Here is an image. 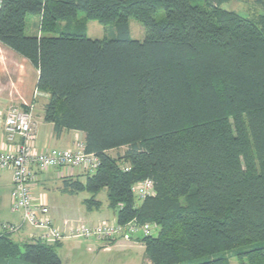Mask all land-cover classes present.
<instances>
[{
	"label": "trees",
	"instance_id": "obj_1",
	"mask_svg": "<svg viewBox=\"0 0 264 264\" xmlns=\"http://www.w3.org/2000/svg\"><path fill=\"white\" fill-rule=\"evenodd\" d=\"M195 1L0 0V44L37 69L55 136L83 133L99 160L63 190L88 193V210L105 190L118 225L156 227L139 234L145 263L229 264L221 254L236 251L239 264H264V0L250 17L223 9L230 0ZM88 21L116 34L91 39ZM146 179L154 195L137 201ZM11 235L0 233V264H61L59 242Z\"/></svg>",
	"mask_w": 264,
	"mask_h": 264
},
{
	"label": "crops",
	"instance_id": "obj_2",
	"mask_svg": "<svg viewBox=\"0 0 264 264\" xmlns=\"http://www.w3.org/2000/svg\"><path fill=\"white\" fill-rule=\"evenodd\" d=\"M30 20L32 29L30 34H32L36 32L39 18L32 17ZM37 77V69L28 60L0 44V151H16L23 143L18 135L9 139L5 131L7 113L11 108H17L31 114V127L34 136L32 146L37 151L51 148L66 149L70 148L76 140L84 141V134L77 131H66L59 136H55L53 124L44 120V107L49 96L47 93L36 89ZM85 175L86 173L81 172L72 174L63 169H51L36 173V179L32 183V196L48 207L50 218L61 229H64L63 223L65 221L80 222L88 226L102 222H116L115 212L109 208L107 200L106 208L111 210V213H105L103 218L95 216L102 208L101 202L98 210H88L84 204L86 199L81 200V205L79 207L75 206V209L67 205L65 199L61 205L64 204L67 208L58 205V199L55 195L66 199L77 195L65 192L63 182L78 180L83 183ZM11 191V171L0 172V222L21 225V214L11 211ZM69 202L71 201L69 200ZM39 234L38 230L22 224L19 231L11 235V239L21 245L37 240ZM139 236H133L131 239L117 236L109 243L84 239H64L55 246V250L61 264H107L103 260L101 262L100 259L113 252L116 254L129 253L133 245L141 248L144 255V247L139 242ZM92 255H95L94 259L93 257L88 258ZM107 260L108 258L105 261Z\"/></svg>",
	"mask_w": 264,
	"mask_h": 264
},
{
	"label": "built area",
	"instance_id": "obj_3",
	"mask_svg": "<svg viewBox=\"0 0 264 264\" xmlns=\"http://www.w3.org/2000/svg\"><path fill=\"white\" fill-rule=\"evenodd\" d=\"M1 5V2H0ZM6 133L9 139L18 135L23 143L16 151H0V172L12 173L11 211L21 214L22 224L38 230V239L45 244H55L64 239H84L107 242L117 236L131 239L135 235L148 236L156 229L153 224L138 225L132 221L124 226L116 222H102L88 226L80 222L65 221L64 229L54 224L48 207L32 196V183L37 172L63 169L69 173H94L99 160L94 154L85 152L84 142L76 140L70 148H51L37 151L32 146L34 136L31 127V114L11 108L6 117ZM132 193L137 201L154 195V184L150 179L133 185ZM21 224V225H22ZM21 225L0 222V233L14 234Z\"/></svg>",
	"mask_w": 264,
	"mask_h": 264
},
{
	"label": "rangeland",
	"instance_id": "obj_4",
	"mask_svg": "<svg viewBox=\"0 0 264 264\" xmlns=\"http://www.w3.org/2000/svg\"><path fill=\"white\" fill-rule=\"evenodd\" d=\"M195 4H203V0H196L194 2ZM222 8L228 11H233L236 12L237 14L244 16V17H250V16H255L256 14H261L262 10L258 7L255 6L254 0H230L228 3L222 5ZM83 14H79V17L81 18ZM162 16V12H159L156 14L155 18L159 19ZM33 16H28L27 17V34H30L32 32L31 29V20ZM129 25V31H130V37L135 40H142L144 37V29L142 25L135 21L134 19H129L128 21ZM86 33L87 36L91 39H104V38H110L113 35L116 34V28L114 25H109V26H102L96 21H88L86 23ZM125 151L124 148H121L119 150H114L110 152V155L112 157H116L118 155H122L123 152ZM84 173V172H81ZM55 197L58 199V205L63 208H67L63 205L64 199L72 209H75L76 207H79L81 204V200L84 199H89L90 195L86 192H82L80 194H77L75 196H72L71 198H60L61 196L55 195ZM59 197V198H58ZM69 200L71 202H69ZM95 200H98L99 202L102 203V208L100 211L97 212L98 217H105V213H111V210L106 208V192L105 190H101L97 196L95 197ZM95 212V211H92ZM10 213V211H8ZM157 234V229H152L151 230V235L156 236ZM223 258H225L229 264H239L237 261V252L236 251H230L221 254ZM93 257L95 258V255H92L88 258ZM87 258V257H85ZM108 258L107 261H105ZM107 264H146L144 262V255H143V250L139 248L137 245H133V247L129 250V253H118L116 254L115 252L107 255L105 258L100 259V261ZM125 261V262H124ZM96 264H101V263H96ZM103 264V263H102Z\"/></svg>",
	"mask_w": 264,
	"mask_h": 264
}]
</instances>
